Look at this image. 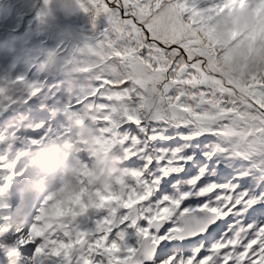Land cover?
<instances>
[{
    "label": "snow or ice",
    "instance_id": "1",
    "mask_svg": "<svg viewBox=\"0 0 264 264\" xmlns=\"http://www.w3.org/2000/svg\"><path fill=\"white\" fill-rule=\"evenodd\" d=\"M227 2L81 5L90 28L42 65L64 78L67 122L37 108L0 131V264H264V47L236 21L218 32ZM41 95L0 78V117ZM70 137L79 187L45 182L14 221L2 198L21 166ZM101 160L109 181L92 186Z\"/></svg>",
    "mask_w": 264,
    "mask_h": 264
},
{
    "label": "rangeland",
    "instance_id": "2",
    "mask_svg": "<svg viewBox=\"0 0 264 264\" xmlns=\"http://www.w3.org/2000/svg\"><path fill=\"white\" fill-rule=\"evenodd\" d=\"M81 5L89 9L92 7L89 0H79V3L77 0H0V78L24 76L28 82L41 85L42 89L41 82L45 77L41 75L47 72L49 94L53 99H43L42 94L39 99L33 98L29 103L50 108L52 111L47 116L54 126L67 122L64 114L57 109L60 103L56 102V99L66 102L67 93L64 78L56 67L49 65L45 69L42 65L49 53H55L58 59L65 57L74 45L73 36L90 28L89 13L84 12ZM103 23L101 20L98 26H103ZM62 90H65L63 94ZM22 107L24 105L14 106L6 117H0V131L12 130L14 121L19 120L14 113L19 109L23 111ZM12 184L16 188L10 186L2 199L11 203L14 221H26L40 193L29 191L20 178Z\"/></svg>",
    "mask_w": 264,
    "mask_h": 264
},
{
    "label": "clouds",
    "instance_id": "3",
    "mask_svg": "<svg viewBox=\"0 0 264 264\" xmlns=\"http://www.w3.org/2000/svg\"><path fill=\"white\" fill-rule=\"evenodd\" d=\"M229 7L231 11H229ZM236 21L238 30L247 33L254 31L256 40L254 47H264V0H228L225 10L218 15V32L223 33L232 28ZM247 26V27H245ZM255 63H249V70H255ZM83 149L75 142V137H70L60 143H50L39 149L29 161L21 166L23 175L20 177L25 182L26 188L31 192H42L44 183L49 185L60 182H71L72 187H79L81 168L80 154ZM113 160L115 157L112 158ZM105 161L101 160L94 167L97 173L89 184L104 185L109 181V174L101 167ZM86 167V166H85Z\"/></svg>",
    "mask_w": 264,
    "mask_h": 264
},
{
    "label": "trees",
    "instance_id": "4",
    "mask_svg": "<svg viewBox=\"0 0 264 264\" xmlns=\"http://www.w3.org/2000/svg\"><path fill=\"white\" fill-rule=\"evenodd\" d=\"M20 5V3L18 2L17 3V6H19ZM46 69V68H45ZM47 72H45L43 75H41L42 77H45V79L41 82V84H42V86H43V88L41 89V93L44 95L43 96V99H46V98H50V99H53L52 98V96H50V94H49V88H48V85H49V82H48V75L46 74ZM49 73V72H48ZM58 81H60L59 79H57ZM41 86V85H40ZM55 87H57V86H55ZM55 90V88L54 87H52V91H54ZM59 91H61V89L59 90ZM63 92H62V94L65 92V90H62ZM56 100H59V99H56ZM59 101H61V100H59ZM66 101H67V99H66ZM62 103V102H61ZM46 110H48L47 108H45ZM42 112V111H41ZM62 113V112H61Z\"/></svg>",
    "mask_w": 264,
    "mask_h": 264
},
{
    "label": "bare ground",
    "instance_id": "5",
    "mask_svg": "<svg viewBox=\"0 0 264 264\" xmlns=\"http://www.w3.org/2000/svg\"><path fill=\"white\" fill-rule=\"evenodd\" d=\"M46 9V5H45V8H44V10ZM47 14H50L51 15V13L50 12H48Z\"/></svg>",
    "mask_w": 264,
    "mask_h": 264
}]
</instances>
